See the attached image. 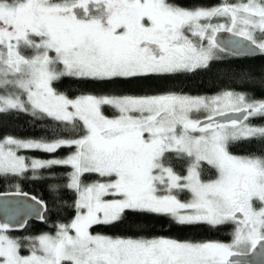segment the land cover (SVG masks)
Instances as JSON below:
<instances>
[{
	"label": "snow or ice",
	"instance_id": "1",
	"mask_svg": "<svg viewBox=\"0 0 264 264\" xmlns=\"http://www.w3.org/2000/svg\"><path fill=\"white\" fill-rule=\"evenodd\" d=\"M221 31L246 41L249 54H264V0L212 7L179 0H0V114L56 122L50 140H0V177L37 178L42 169L66 167V187L76 193L71 222L59 224L55 235L26 237L27 254L9 235L13 225L0 223V264H240L232 258L264 248V154L230 151L241 141L264 145V126L249 123L264 119V100L246 94L255 87L264 92V77L257 85L241 72L245 90L212 96L169 89L70 98L54 86L65 77L101 86L167 85L211 74L225 52L216 39ZM105 106L119 115L105 116ZM64 148L74 151L30 161L17 154ZM185 192L190 199L180 198ZM158 217L180 226L234 225L232 241L145 235ZM37 218L44 219L39 210ZM96 226L131 234L94 233Z\"/></svg>",
	"mask_w": 264,
	"mask_h": 264
},
{
	"label": "trees",
	"instance_id": "2",
	"mask_svg": "<svg viewBox=\"0 0 264 264\" xmlns=\"http://www.w3.org/2000/svg\"><path fill=\"white\" fill-rule=\"evenodd\" d=\"M187 7L203 6L212 7L220 5L223 0H179ZM222 59L215 61L214 66L219 68L211 74H193L190 77L177 80L175 83L163 84L160 81H147L139 83H122L114 86H101L99 84H82L73 78L65 77L55 83L57 91L76 98L81 95H145L155 94L166 90L183 91L190 95H217L225 90H245L241 84V72L252 74L253 80L258 85L261 77H264V54L259 57H233L221 53ZM231 70V71H230ZM251 82V81H249ZM246 94L250 98L264 100V92L259 87L249 88ZM104 115L115 118L117 111L109 106L102 109ZM249 123L264 126V119L252 118ZM56 122L51 118L37 119L26 113L0 114V140L5 137H14L21 140H50L52 129ZM74 149H60L55 154H48L38 150L24 152L27 161L31 159L47 160L53 157L66 158ZM230 151L237 156L250 154H264V145L258 144L255 140L236 142L230 146ZM178 171L183 172V167L178 166ZM70 168L61 167L55 169H42L37 178H32L28 172L23 177H0V194L10 192H24L34 195L47 206L44 215V223L37 224L30 222L27 228L14 236H18L27 253L26 237H36L40 234H54L59 224L70 223L75 216L76 193L67 188ZM96 177L86 178L85 183H91ZM55 185V187H54ZM182 200L190 199L189 193H181ZM154 227L148 230L145 235L163 236L180 241L192 242H221L232 241L234 225H223L210 227L207 225L180 226L169 222L167 217H158L152 221ZM94 233L108 236H126L131 233L124 228L115 226H96Z\"/></svg>",
	"mask_w": 264,
	"mask_h": 264
},
{
	"label": "water",
	"instance_id": "3",
	"mask_svg": "<svg viewBox=\"0 0 264 264\" xmlns=\"http://www.w3.org/2000/svg\"><path fill=\"white\" fill-rule=\"evenodd\" d=\"M217 42L225 49L223 54L233 57H259L263 54L258 50L253 54L246 51L247 42L241 37L234 36L231 32L221 31L217 34ZM221 121H226L228 117H219ZM1 193L0 194V223L9 222L13 225V229L9 233H22L30 222L37 224L44 223V219L37 218L39 210L40 215H45L47 211L42 208L38 202H42L34 195L19 192ZM34 198V199H33ZM43 203V202H42ZM43 205H45L43 203ZM26 221V223H24ZM233 261L239 260L240 264H264V248L257 246L255 252H249L247 255L233 257Z\"/></svg>",
	"mask_w": 264,
	"mask_h": 264
},
{
	"label": "rangeland",
	"instance_id": "4",
	"mask_svg": "<svg viewBox=\"0 0 264 264\" xmlns=\"http://www.w3.org/2000/svg\"><path fill=\"white\" fill-rule=\"evenodd\" d=\"M228 2L229 3H236V2H238V0H228ZM219 23H225V24H227V21L225 20V19H220L219 21H218ZM110 107V106H109ZM115 110V109H114ZM116 111V110H115ZM118 113V112H117ZM118 115H119V113H118ZM106 116V115H105ZM107 117H109V116H107ZM109 118H112V117H109ZM252 119V118H251ZM26 151H31V150H23V149H21L17 154L18 155H21V156H24L25 157V155H24V152H26ZM27 161V160H26ZM190 195V194H189ZM56 230H57V228H56ZM41 235V234H40ZM51 235H55V233L54 234H51ZM39 236V235H38ZM37 237V236H36ZM26 242H28V241H26ZM231 243V242H230ZM27 254V253H26Z\"/></svg>",
	"mask_w": 264,
	"mask_h": 264
},
{
	"label": "flooded vegetation",
	"instance_id": "5",
	"mask_svg": "<svg viewBox=\"0 0 264 264\" xmlns=\"http://www.w3.org/2000/svg\"><path fill=\"white\" fill-rule=\"evenodd\" d=\"M14 234L15 233H9V235L13 236L14 238H18L19 239V237L18 236H14Z\"/></svg>",
	"mask_w": 264,
	"mask_h": 264
}]
</instances>
